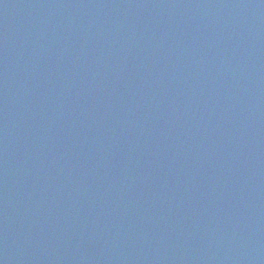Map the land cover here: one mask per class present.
Returning <instances> with one entry per match:
<instances>
[{
  "label": "water",
  "instance_id": "water-1",
  "mask_svg": "<svg viewBox=\"0 0 264 264\" xmlns=\"http://www.w3.org/2000/svg\"><path fill=\"white\" fill-rule=\"evenodd\" d=\"M0 264H264V0H0Z\"/></svg>",
  "mask_w": 264,
  "mask_h": 264
}]
</instances>
